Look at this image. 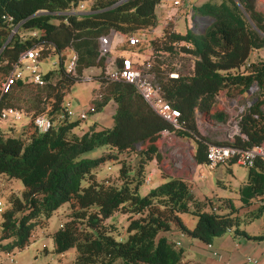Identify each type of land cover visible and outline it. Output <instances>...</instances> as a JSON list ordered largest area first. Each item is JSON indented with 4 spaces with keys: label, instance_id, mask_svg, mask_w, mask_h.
Here are the masks:
<instances>
[{
    "label": "trees",
    "instance_id": "16d2710c",
    "mask_svg": "<svg viewBox=\"0 0 264 264\" xmlns=\"http://www.w3.org/2000/svg\"><path fill=\"white\" fill-rule=\"evenodd\" d=\"M81 1H90L87 12H68ZM160 1L0 0V82L24 49L36 47L40 59L52 53L59 59L57 65L54 62V67L42 71L43 84L18 78L8 92L0 89V108L12 106L28 116L17 133H11L9 125H0L3 189L7 185L12 189L16 180L23 185L21 194L13 190L0 194L8 203L0 224L3 249L24 248L34 239V228L44 226L41 219L65 203L69 212L51 237L57 254L75 253L68 264H112L117 259L122 264H193L185 258L181 242L165 235L173 224L184 234L209 243L226 231L250 235L240 227L238 210L255 199L264 201L262 159L247 167V176L238 188L240 206L232 197L219 203L211 197L199 198L191 181L180 175L169 176L143 194L139 188L146 178V164L161 157L156 140L163 128L194 139L193 156L198 164L206 161L209 143L228 142L201 134L194 119L199 110L214 120H226L225 110L215 106L220 90L232 96L257 84L252 103L243 108L238 120L245 137L236 134L233 143L249 147L264 142V11L258 0H205L198 6L199 14L209 18L205 27L180 31L167 23L160 34L137 46L126 41L121 44L138 53L151 48L161 94L180 110L184 122L182 128H174L133 84L104 77V58L98 51L99 36L110 30L145 34V28L157 23L155 6ZM72 51L77 60L68 71L66 56ZM164 54H186L191 58L189 66L167 63ZM92 66L101 69L92 104L97 110L114 100L113 124L94 120L81 127L80 118H65L39 131L34 117L46 113L55 118L64 108L71 85ZM173 70L178 71L177 77L168 75ZM24 90H28L27 96H21ZM96 147L109 150L87 156ZM121 153L136 156L134 168L121 163L120 183L110 182L106 176L98 178L104 161L119 159ZM233 162L228 161L229 165ZM186 211L197 216L191 227L181 215ZM116 212L128 213L120 237L113 234L115 226L105 222ZM256 236L264 237V233Z\"/></svg>",
    "mask_w": 264,
    "mask_h": 264
},
{
    "label": "rangeland",
    "instance_id": "374dc122",
    "mask_svg": "<svg viewBox=\"0 0 264 264\" xmlns=\"http://www.w3.org/2000/svg\"><path fill=\"white\" fill-rule=\"evenodd\" d=\"M168 0H162V3L167 2ZM183 2V3H182ZM171 5H174L170 2ZM182 3V4H181ZM181 5H179V9L176 10V14L169 15L165 20H167L170 25L180 31H185L187 28L193 29V16L192 11H194V15L199 14L198 10V2L197 0H182ZM168 5V4H167ZM90 1H85V11L89 9ZM178 6V5H177ZM173 7V6H171ZM175 9H177L175 7ZM263 10V9H262ZM199 19L197 24L195 25L196 29H201L208 24L209 18L206 16H202L199 14ZM177 18V22L174 20ZM119 34V42L121 44L126 40V36L130 33ZM149 31H145V34L142 35L148 39L151 37ZM115 40L112 42V55L115 54V50L117 49L115 46ZM119 51H126V49L118 48ZM146 50V48L144 49ZM143 50V51H144ZM147 54L151 52V48L145 51ZM139 56V57H138ZM136 59H142L143 56L138 55ZM162 58L166 59V62H176L177 66L180 67V63L185 62L187 66H189V62L191 58H189L186 54L179 55H170L164 54ZM58 54L52 53L47 58L40 60L39 67L41 71H47L48 69L54 67V62L58 63ZM91 68V69H90ZM94 66L89 67L85 70L84 76L81 79L76 80L69 90V92L65 96V101L70 99L72 101V108L75 111H79L81 108L87 109L91 104V92L93 88H98L100 85V80L96 77L97 74L100 73L101 69L95 72ZM94 69V72L93 70ZM25 74L28 72L25 70ZM89 74L91 76H89ZM28 88H30L28 86ZM28 90H24L21 93V96H27ZM246 91V90H245ZM243 91L242 93H238L236 95L229 96V100L224 99L221 103L216 104L221 108H225V112L227 114V118L225 121H217L210 118L206 113H200V115L195 113L194 119L197 123V128L199 132L203 135H207L211 138H222L225 139V136L234 129V114L235 112H239V108L241 105H248V101H252L256 90L253 92L247 93ZM224 92V91H222ZM225 98L224 96H222ZM233 99V100H232ZM232 100L230 104L229 101ZM74 101H79V106L74 105ZM218 107V108H219ZM116 109V102L114 100H109L102 108L88 111L87 118L80 119L81 126H87L89 123L94 121V119H101L105 122L109 119H112V115ZM202 114V115H201ZM77 115V114H76ZM76 118V117H75ZM28 121V116L22 114V118L19 120H15L16 127L8 126L11 133H15L16 130L20 129L24 126ZM80 128V127H79ZM81 130V129H80ZM79 131V129H78ZM17 133V132H16ZM167 141H171L172 145L170 148H167ZM161 150L164 151V156L166 161L159 165V161L155 163V161H149L146 164V177L150 176V181L146 180L139 188V193L143 194L150 188L155 185L165 181L169 176L172 175H183L185 178L191 180V189L193 193L199 198L211 197V200L215 203H219L222 201L224 197H232L235 205L240 206L241 202L238 199V188L242 180H245L247 176V167L236 162H233L230 166L231 169L227 167L226 162L220 163L215 167L209 169L201 164H198L193 156L195 141L191 137H182V135L172 134L171 136L161 137L160 140ZM137 148H141L140 145ZM109 150L105 147H96L93 150L87 152V156H97L102 154L103 152ZM167 152V153H166ZM119 159H106L99 169L98 178L100 177H108L110 182L120 183V178L118 177V170L121 163L124 161L125 164L130 167V169L134 168V163L136 162L135 155H125L123 153L119 154ZM178 164V165H177ZM178 167L175 168L174 166ZM162 169L163 172H161ZM153 172V175L148 174L149 172ZM171 173L172 175H163L164 172ZM103 174V175H102ZM18 194H21V191H18ZM1 196V195H0ZM6 197V196H5ZM261 200L255 199L253 203L248 206H240L238 210V214L240 217L241 225L243 228L249 230H258L259 228L264 227V204L261 203ZM224 203V202H223ZM224 208H218V210H223ZM69 212L68 203L61 205L58 209H56L50 217L41 219V224L44 226H37L34 228L32 239L28 245H26L22 249L14 248L12 254L15 259V263L11 264H68L74 258V252L72 250L64 253L57 254L54 250V242L51 237L52 231L58 227L61 222H64L66 214ZM128 213L116 212L112 214L105 221L108 224H112L113 226V234L117 237H120L121 234L125 233V224L128 219ZM183 221L188 227L194 225L197 216L191 212L186 211L181 213ZM256 230V231H257ZM227 231L220 234L225 235ZM169 236V234H167ZM219 236H214L213 242L216 243L220 240ZM203 244H207L205 241H201ZM0 257H5L4 249L0 248ZM202 260V259H201ZM112 264H122L120 259H117Z\"/></svg>",
    "mask_w": 264,
    "mask_h": 264
},
{
    "label": "built area",
    "instance_id": "2783aa9c",
    "mask_svg": "<svg viewBox=\"0 0 264 264\" xmlns=\"http://www.w3.org/2000/svg\"><path fill=\"white\" fill-rule=\"evenodd\" d=\"M182 0H172L174 5H180ZM85 1H81L79 6L76 9L69 10L68 12H81L85 11ZM89 10V9H88ZM193 16V26L197 24L199 19V14ZM150 28H145L144 31H150ZM14 29H12L13 31ZM114 30H110L106 34L99 36V56L104 58V77L110 80H123L133 84L144 99L152 106L156 112H158L164 119L172 124L174 128H182L184 125L183 120L180 119V110L172 106L161 94L160 85L157 80L156 72L152 68L151 61V52L146 53V50L142 52H135V50L126 49L127 54L118 53L115 56L112 55V40ZM126 42L132 46H137L140 42L146 40L142 34L131 33L128 34L125 38ZM142 59H136V56L141 55ZM139 57V56H138ZM39 51L36 47H30L21 51L17 59L12 64L10 72L5 76L4 79L0 82V89L2 93L8 92L13 84L16 83L18 78H23L35 85H41L44 83V78L42 76V71L40 70ZM77 60V55L75 52H69L66 56V69L72 71L75 68ZM25 70L28 74H25ZM169 76L177 77L178 71L173 70L168 72ZM91 76V75H89ZM257 84H251L248 89L245 91L247 93L257 90ZM224 96L225 98H223ZM217 103H221L224 99L229 100V97L225 95L221 90L215 95ZM233 100V99H232ZM232 100L229 103H232ZM253 101V100H252ZM248 101V105L252 103ZM224 104V101H223ZM72 102L70 99L64 101V108L61 112L55 115V118L50 117L46 113L38 114L34 117V124L39 131H45L53 126L55 120H61L65 118L73 119L87 118L88 111L95 110L93 104H91L87 109L81 108L78 112L72 108ZM247 106V105H245ZM241 105L239 112L234 114V129L230 131L227 136H225L226 141L222 143H209L207 152H206V161L201 165L211 169L216 165L228 162L230 159H234L236 163L244 165L246 167L252 166L255 163L256 159L264 160V142L255 143L249 147L238 146L233 143L234 136L236 134L245 137L243 133L240 132L238 126V120L240 114L245 107ZM225 110V108H222ZM197 115L202 113L199 110H196ZM23 111L12 107H3L0 108V125H13L16 126L15 120L22 118ZM77 114V115H76ZM202 115V114H201ZM176 134L168 128H163L160 131L159 137H169L172 134ZM149 176L145 178L146 181H149ZM8 203L4 196H0V224L2 221L3 213L6 210ZM184 232H181L183 235ZM176 243H179V240H176ZM208 246H211V243L207 242ZM5 257H0V264H11L15 262L14 256L11 249H4ZM247 260H251L254 263L257 261L250 256H247Z\"/></svg>",
    "mask_w": 264,
    "mask_h": 264
},
{
    "label": "crops",
    "instance_id": "0c3cea01",
    "mask_svg": "<svg viewBox=\"0 0 264 264\" xmlns=\"http://www.w3.org/2000/svg\"><path fill=\"white\" fill-rule=\"evenodd\" d=\"M204 1L205 0H197L198 6ZM170 2H172V0H168L165 3H162V1H160L155 6L157 23H156V25L150 27V29H149L150 30L149 32H152V33H150V35L152 34L151 37H154V36L160 34L162 31V27H164L167 23H169L165 19L169 15L176 14L177 13L176 10H178L180 8L179 5L178 6L177 5H171ZM258 3H259V7L261 9H263V11H264V0H258ZM171 6H173V7H171ZM175 7L177 9H175ZM177 18L178 17H176V19L174 20L175 22H177ZM119 34H122V33L115 31L113 34L112 42L115 40V37H116L115 46L117 49L115 50V54H118V53L127 54L126 51L121 52L118 50V48H122L121 42H119ZM255 53H256V51H253L252 55H254ZM260 53H263V52H260ZM94 67H96V66H94ZM85 70H84V72H85ZM92 70L94 72V69H92ZM98 70H99V68L96 67L94 73H97ZM97 89L98 88L92 89L90 104L93 103L92 99L96 96V90ZM222 91H224V90H221V92ZM224 93H225V91H224ZM225 95H226V93H225ZM226 96H228V95H226ZM73 104L76 106H79V101H74ZM216 104L219 105L217 103V100L215 102V106H216ZM216 107H219V106H216ZM219 108H221V107H219ZM94 120L100 121L106 125H112L113 124V117H112V119H109L106 122L104 120L101 121V119H94ZM5 125L6 124H2V126H5ZM85 126H81V127H85ZM182 137H186V136L182 135ZM160 140H161V137H158L156 140V144H157L158 149L161 153V157L159 160L153 159L152 161H155V163H157L159 161L160 162L159 165H162V163H164V161H166V158L164 156V154H165L164 151L161 150ZM166 145H167V148H170V146L172 145L171 141H167ZM226 164H227V167L229 169H231V166L229 165V163L226 162ZM177 165H175L174 167L177 168L178 167ZM159 169H160V167H159ZM160 170H161V172H163L162 169H160ZM148 174L153 175V172L150 171ZM163 175L169 176L172 174L167 173L165 171L163 173ZM180 176H183V175H180ZM149 178H150V176H149ZM189 180H190V178H189ZM149 181H150V179H149ZM242 181H244V180H242ZM4 186H5L4 182L2 181V179H0V194H2L3 192L7 193L8 191H12V190L13 191H17V190L21 191L23 189V185L19 180H16L12 183V189H9L8 185H7L6 189H3ZM261 203L264 204V201H262ZM240 227L243 228L241 224H240ZM243 229L246 230L247 233L250 235H244V234L243 235L242 234L234 235V233H232L231 231H227V234L220 235V238H219L220 240H218L217 245H216V243L213 242V239H212L210 241V243H211L210 247L208 246V244H206V246H205V244H203V242H201L202 240L199 238L192 237V236H189L187 234L181 235L182 229L179 226L174 225V224L172 225V227L170 229L164 231V233L168 237V239L174 240V241L179 240L181 242V245L185 249V254H186L185 258L190 263H193V264L194 263L195 264L196 263L197 264H264V237H258V236L254 237V235H260V234L264 233V227L259 228L258 230L256 229L257 231L255 229L254 230H249L246 228H243ZM167 234H169V236ZM0 235H1V231H0ZM217 236H219V235H217ZM1 241L3 243V242H6L7 240H1ZM0 248H2V247L0 246ZM74 256H75V253H74ZM247 256H250L251 258L255 259L257 262L254 263L251 260H247Z\"/></svg>",
    "mask_w": 264,
    "mask_h": 264
},
{
    "label": "water",
    "instance_id": "95a60500",
    "mask_svg": "<svg viewBox=\"0 0 264 264\" xmlns=\"http://www.w3.org/2000/svg\"><path fill=\"white\" fill-rule=\"evenodd\" d=\"M87 11H88V10H86V12H87ZM193 27H194V26H193ZM8 39H9V37L7 38V40H8ZM7 40H6V41H7Z\"/></svg>",
    "mask_w": 264,
    "mask_h": 264
}]
</instances>
